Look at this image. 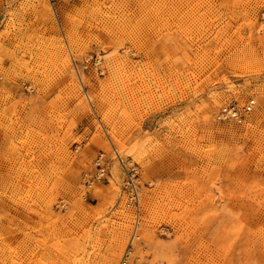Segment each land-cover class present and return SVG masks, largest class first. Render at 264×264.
Wrapping results in <instances>:
<instances>
[{
    "label": "rangeland",
    "instance_id": "rangeland-1",
    "mask_svg": "<svg viewBox=\"0 0 264 264\" xmlns=\"http://www.w3.org/2000/svg\"><path fill=\"white\" fill-rule=\"evenodd\" d=\"M127 250L264 264V0H0V264Z\"/></svg>",
    "mask_w": 264,
    "mask_h": 264
},
{
    "label": "built area",
    "instance_id": "built-area-1",
    "mask_svg": "<svg viewBox=\"0 0 264 264\" xmlns=\"http://www.w3.org/2000/svg\"><path fill=\"white\" fill-rule=\"evenodd\" d=\"M96 63V59H95ZM236 105H230L228 106V111L232 115H236L235 117H232L233 120H236L237 122L241 121L244 118V115L249 113L253 106V101L248 100L247 103L242 106L241 109L235 107ZM221 114H225V112L221 111ZM113 158L119 161L120 164L123 165L125 168V178H124V190L127 194V197L129 198V201L133 206L136 208V212L138 215L139 211V201H138V169L136 165L129 164L127 167L124 164L125 162L119 158V155H117L114 152ZM109 161L106 159V157L100 153L94 160L95 165V171L94 172H87L84 174V185L90 186L91 184H95L96 182L105 179L109 175ZM138 222V217L136 220V223ZM136 234L135 231L132 234L131 239L135 238ZM131 240V242H132ZM129 258V250H127L123 257L121 264H126L127 260Z\"/></svg>",
    "mask_w": 264,
    "mask_h": 264
},
{
    "label": "bare ground",
    "instance_id": "bare-ground-1",
    "mask_svg": "<svg viewBox=\"0 0 264 264\" xmlns=\"http://www.w3.org/2000/svg\"><path fill=\"white\" fill-rule=\"evenodd\" d=\"M253 101V100H252ZM246 104V103H245ZM244 104V105H245ZM232 105H235V104H232ZM243 105V106H244ZM228 106H230V105H227V106H225L224 108H222L219 112H218V118L221 120V121H229V120H232V121H235V122H237L236 120H233L232 119V117H235L236 115L234 114V115H232L231 113H229V111H228ZM235 107H237V108H239V109H241L242 108V106H235ZM221 111H223V112H225V114H221ZM244 119V118H243ZM242 119V120H243ZM241 120V121H242ZM241 121H239V122H237V123H240ZM114 152L118 155V153H117V151L116 150H114ZM120 158V157H119ZM121 159V158H120ZM120 235V234H119ZM112 253V252H111ZM115 254V253H114ZM109 255V254H108ZM111 255H113V254H111ZM112 257V256H111ZM113 258H114V255H113ZM112 260V259H111Z\"/></svg>",
    "mask_w": 264,
    "mask_h": 264
}]
</instances>
